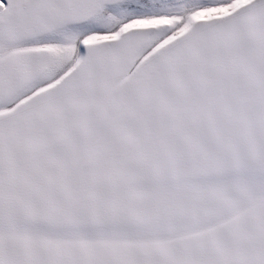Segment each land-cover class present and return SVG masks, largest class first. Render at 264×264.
Segmentation results:
<instances>
[{
    "label": "snow or ice",
    "instance_id": "snow-or-ice-1",
    "mask_svg": "<svg viewBox=\"0 0 264 264\" xmlns=\"http://www.w3.org/2000/svg\"><path fill=\"white\" fill-rule=\"evenodd\" d=\"M0 264H264V0H0Z\"/></svg>",
    "mask_w": 264,
    "mask_h": 264
}]
</instances>
